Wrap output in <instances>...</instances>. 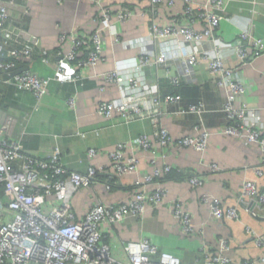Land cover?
Instances as JSON below:
<instances>
[{
	"label": "crops",
	"instance_id": "1",
	"mask_svg": "<svg viewBox=\"0 0 264 264\" xmlns=\"http://www.w3.org/2000/svg\"><path fill=\"white\" fill-rule=\"evenodd\" d=\"M14 2L11 12L15 16L20 14L23 5L31 8L30 15L21 20L22 24L40 40L42 49L50 58V63H46L42 55L37 54L31 59L25 58L24 62L33 72L50 78L55 75L60 54L70 51L72 38L89 36L100 27L103 7L112 11L113 23L118 22L120 11L131 13L126 21L116 24L121 42H116L114 34L107 31L103 59L85 69L77 68L75 63L68 64V77L77 75L80 79L53 80L42 99L5 82L7 79L0 75V130L7 117H14L16 122L5 136L19 142L27 153L49 157L59 149L69 169L85 173L92 164L108 163L109 152L120 143L136 141L141 135H147L153 148L137 151L139 175L153 173L155 167L164 164L174 167L173 172L157 184L167 189L163 203L158 206L148 204L141 217L105 227L104 239L112 245L113 256L118 260L128 259L123 244L145 239L158 247V253L153 255L155 261L161 260L162 252H167L178 257L183 264H205L206 255L219 253L222 239L229 246L225 254L234 264L263 256L264 247L257 245L249 230L264 235V210L261 216L254 217L240 202L248 181L264 190L261 145L246 143L242 138L225 133L229 120L223 107L229 87L224 82L219 84L223 80L221 75L210 73L209 59L199 58L192 75L187 78L186 70L190 64L186 59L190 46L183 42V36L148 41L153 23L160 27L187 23L184 0H175L173 5L165 0L156 7L151 0H102L101 5L92 0ZM195 4L213 5L211 0H195ZM223 6L224 19L216 29L214 39H208L200 47L202 55L217 51L219 42L239 43L244 31L252 38H264V0H223ZM193 27L203 31L205 22L196 19ZM61 35H66L67 39L61 41ZM129 41L131 44H127ZM220 51L227 67L233 68L236 77L244 83V91L235 97L234 106L251 109L246 114L248 121L264 130V52L244 65L233 47H223ZM163 53L170 57L168 68L163 64L139 67L140 56H149L154 63ZM115 70L124 76L139 77L145 93L152 94L157 90L177 94L182 97L180 106L203 102L206 111L201 115L176 113L178 106L163 105L158 121L146 118L126 121L117 110L107 118L99 113V105L116 101L123 94L121 85L106 79V74ZM173 77H178L180 83H171ZM184 88H188L191 94L182 91ZM71 98L75 99V107L68 104ZM157 124L168 129L176 140L174 144L163 146L157 141ZM205 133L203 149L178 142L187 136L198 139ZM89 149L100 152L94 161L88 156ZM153 158H156V164L152 163ZM194 175L200 180L198 185L190 180ZM133 180L134 175L99 174L98 182L75 194L72 204L77 217H84L99 202L111 205L130 202L136 190ZM107 182L111 184L110 189ZM155 187L148 186L151 190ZM204 196L219 199L223 207L237 209L239 218L215 217L210 201L202 200ZM0 198L6 200L2 187ZM175 202L182 203L195 233L184 232L181 221L171 211V204Z\"/></svg>",
	"mask_w": 264,
	"mask_h": 264
},
{
	"label": "built area",
	"instance_id": "2",
	"mask_svg": "<svg viewBox=\"0 0 264 264\" xmlns=\"http://www.w3.org/2000/svg\"><path fill=\"white\" fill-rule=\"evenodd\" d=\"M92 1L101 5L102 0ZM164 1L151 0L154 7ZM211 1L213 5L195 4V0H184L187 23L178 22L167 27L153 23L148 41L152 42L159 37L183 36V42L190 46L186 59L187 64H190L186 70L187 78L192 75L199 58L210 60V73L221 75L223 80L219 81V84L222 85L224 82L229 87L227 101L223 107L229 120V124L224 129L225 133L242 138L246 143H259L264 158V130L257 128L256 123L248 121L246 114L251 109L234 106L235 97L244 91V83L236 77L233 68L227 67L220 51L223 47H233L245 65L264 52V38H252L247 31H244L240 35L239 43L219 42L220 48L217 51L202 55L200 47L208 39H214L215 31L225 15L223 0ZM174 3L175 0H169V4ZM13 4H15L14 0H0V69H12L17 66L18 60L31 59L38 51L43 61L50 63L48 52L42 49L40 40L22 24L21 20L30 15L31 8L23 5L20 14L15 16L11 12ZM111 12L109 8L103 7L100 27L89 36L77 35L72 38L70 51L60 54L56 62L53 78L42 77L28 69L12 75L5 82L13 83L19 89L30 91L38 99H42L48 93L53 80L61 82L79 80L80 77L77 75L68 77V64L75 63L77 68L85 69L102 60L107 31L114 34L116 42H121L115 30L116 24L126 21L131 13L120 11L118 22L113 23ZM196 19L205 22L203 31L194 29L193 24ZM66 39V35H61V41ZM7 49L14 60L6 62L2 59ZM168 58H170L168 54L163 53L153 63L149 56L142 55L139 67L163 64L168 68L170 65ZM106 79L118 83L123 89V94L118 100L105 101L99 105V113L107 118L112 117L117 110L126 121L145 118L158 121L162 115L160 108L163 105L178 106L176 113L201 115L206 111L203 102L190 104L188 107L180 106L182 97L177 94L160 93L157 90L152 94L145 93L140 78L134 75L124 76L115 70L107 73ZM180 81L178 77H173L171 83L176 85ZM68 104L70 107H75V99L71 98ZM15 122L14 117H7L0 130V187L3 188L6 197L5 201L0 198V264H183L178 257L167 252H162L161 260L155 261L153 255L158 253V247L148 239L124 243L123 248L128 254V259L118 260L113 256L112 245L104 239L105 227H112L129 218H139L144 214L148 204L158 206L167 196V189L157 184L173 172L172 165L155 167L153 173L142 177L138 173L140 158L137 151H149L153 148L152 140L147 135H141L136 141L120 143L114 151L109 152L108 163L99 166L92 164L88 171L83 173L69 169L59 149H55L49 157H39L27 153L19 142L7 138L5 134H9ZM205 135L206 133L198 139L187 136L178 142L203 149ZM156 137L163 146L176 142L168 129L158 124ZM99 153L95 149H89L88 156L94 161ZM152 163L156 164V158L152 159ZM212 168L216 170L215 166ZM106 172L118 176L134 175L133 183L136 190L132 199L128 203L118 205L99 202L91 207L84 217L78 218L72 204L75 194L80 189L98 182L99 174ZM190 180L194 185L200 183L197 175ZM106 184L110 189L111 184L109 182ZM149 185L156 187L151 190L148 188ZM202 200L210 201L211 211L217 218H239L237 209L223 207L217 198L210 199L204 196ZM240 202L252 216H261L264 210V190L259 189L253 181H248L244 185ZM171 211L181 221L186 234L196 232L182 203L171 204ZM249 233L258 246L264 247V235H257L251 230ZM228 248L227 241L222 239L219 253L206 255L205 264H234L225 254ZM258 263H264V255L257 259L245 260L240 264Z\"/></svg>",
	"mask_w": 264,
	"mask_h": 264
},
{
	"label": "trees",
	"instance_id": "3",
	"mask_svg": "<svg viewBox=\"0 0 264 264\" xmlns=\"http://www.w3.org/2000/svg\"><path fill=\"white\" fill-rule=\"evenodd\" d=\"M26 28V27H25ZM9 53V51H8V49L4 52V54H3V56H2V59L4 60V61H12V60H14V58L12 57V56H10V54H8ZM40 53V51H38L37 52V54H39ZM37 54H35V55H37ZM27 64V62H24V59H20V60H18V64H17V66L16 67H14V68H12V69H7V70H5V69H0V75L1 74H3V76L6 78V79H9V78H11V76L12 75H14V74H16V73H20V72H22V71H25V70H28L29 69V67H28V65H26ZM182 91H184L186 94H188V95H190L191 94V92L189 91V89L188 88H184ZM183 92V93H184ZM194 94V93H193ZM195 95V94H194ZM4 264H9V263H4Z\"/></svg>",
	"mask_w": 264,
	"mask_h": 264
}]
</instances>
